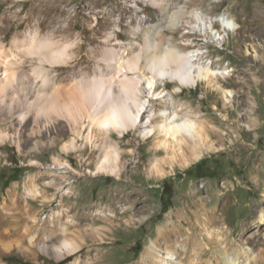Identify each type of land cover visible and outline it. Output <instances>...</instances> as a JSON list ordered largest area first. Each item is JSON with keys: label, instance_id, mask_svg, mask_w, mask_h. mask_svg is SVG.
Masks as SVG:
<instances>
[{"label": "rangeland", "instance_id": "rangeland-1", "mask_svg": "<svg viewBox=\"0 0 264 264\" xmlns=\"http://www.w3.org/2000/svg\"><path fill=\"white\" fill-rule=\"evenodd\" d=\"M221 14L234 31L211 25ZM157 28L168 39L164 50L202 55L197 68L212 74L215 85H181L179 92L174 82L161 86L181 114L207 125L208 150L200 158L188 152L189 163L172 161L163 151L155 156L152 136L111 130L119 166L96 171L102 147L82 140L83 125L72 133L56 113L48 118L43 104L31 106L21 125L12 117L19 105L0 111V264H166L163 234L181 227L179 251L172 250L181 264H223V253L235 252L247 261L244 246L259 256L248 264H264V224L255 223L264 210V0H0V38L8 47L36 31L78 38L73 60L47 63L65 84L103 68L97 55L107 44L135 56L147 30ZM72 140L84 149H69ZM197 237L202 244L186 253L183 240ZM65 238L79 248L57 257L52 248Z\"/></svg>", "mask_w": 264, "mask_h": 264}, {"label": "bare ground", "instance_id": "bare-ground-1", "mask_svg": "<svg viewBox=\"0 0 264 264\" xmlns=\"http://www.w3.org/2000/svg\"><path fill=\"white\" fill-rule=\"evenodd\" d=\"M161 9L167 10V4H161ZM182 22H189L187 16L182 17ZM210 22L213 26L218 23L220 30L227 33L235 29L234 22L222 14L215 19L211 18ZM146 33L143 36L144 46L133 58H125L126 52L123 51L127 49L124 47H108L107 44L97 55L103 68L100 67L92 75L85 73L80 78L74 75L69 84L61 79L59 81L57 71L49 68L47 63L50 62L52 67L54 63L73 60L78 52L72 49L78 38L60 41L55 40L51 34L41 36L36 31L23 41L18 36L15 37L10 47L0 38V111L13 113L19 105L21 110L17 111V115L12 114V117L18 118L21 125L30 115L31 106L43 104L47 117L56 113L59 119L68 121V128L72 133L78 135L83 125L85 131L82 132V140L102 147L96 171L115 172L119 166L121 154L117 146L109 141L112 137L111 130L118 131L121 136L130 129L140 132L144 137L152 136L157 157L163 151V156L172 161L179 160L180 156L184 163H189L192 157L188 156V152L198 156L195 158H200L208 150L203 148L204 141L210 139L207 125L199 121L197 116L191 117L189 112L181 114V109L170 103V97H167L161 86L167 87V81H171L174 82V91L179 92L182 90L181 85L198 86L202 81L215 85L212 74L208 70L204 72L202 68H197L196 63L202 55L196 58L191 51H181L177 47L164 50L168 39L162 29H148ZM143 54L146 64L140 65ZM34 59L37 63L31 66L29 73L18 71V65ZM224 76L225 74L222 77ZM30 97L34 100L30 101ZM30 102L33 103L29 106ZM98 130L106 131L102 134ZM85 144L79 145L76 140H72L68 148L77 150L83 146L84 149ZM153 166L162 174V166L155 159ZM36 191L35 187L29 189V193L34 194ZM66 192L68 189L64 191ZM255 223L264 224V210L259 212ZM172 229L163 234L168 246V258L162 259L166 264H181L172 250L179 251L181 241L177 238L184 229ZM183 242L187 246L186 253L189 252L190 245L196 249L202 244L199 237L194 240V244L186 243L187 239ZM78 248L71 239L65 238L52 251L57 257H63ZM145 253L149 256L152 254L150 249ZM238 254L240 253H223V264H248L259 259L250 246L241 248V254L249 257L247 261L241 260L236 256ZM263 259L264 256H260V260ZM76 263L77 261L74 264ZM189 264H196L195 260H190Z\"/></svg>", "mask_w": 264, "mask_h": 264}, {"label": "trees", "instance_id": "trees-1", "mask_svg": "<svg viewBox=\"0 0 264 264\" xmlns=\"http://www.w3.org/2000/svg\"><path fill=\"white\" fill-rule=\"evenodd\" d=\"M67 260H69V258L65 259L64 261H62V262L59 263V264H63V263H65Z\"/></svg>", "mask_w": 264, "mask_h": 264}]
</instances>
